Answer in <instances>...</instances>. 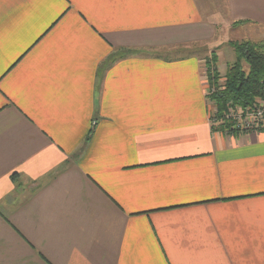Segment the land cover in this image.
<instances>
[{
  "label": "crops",
  "instance_id": "obj_1",
  "mask_svg": "<svg viewBox=\"0 0 264 264\" xmlns=\"http://www.w3.org/2000/svg\"><path fill=\"white\" fill-rule=\"evenodd\" d=\"M202 1L0 0V264H264V121L196 52L264 0Z\"/></svg>",
  "mask_w": 264,
  "mask_h": 264
},
{
  "label": "trees",
  "instance_id": "obj_2",
  "mask_svg": "<svg viewBox=\"0 0 264 264\" xmlns=\"http://www.w3.org/2000/svg\"><path fill=\"white\" fill-rule=\"evenodd\" d=\"M230 45L236 60L225 68L223 84L217 82L220 73H212L211 64L218 63L217 57L212 55L207 63L210 85L216 89L210 99L215 103L221 119L225 118L228 108L244 111L254 107L258 99H264V42L255 44L246 41ZM218 129L231 130V125L223 122Z\"/></svg>",
  "mask_w": 264,
  "mask_h": 264
},
{
  "label": "rangeland",
  "instance_id": "obj_3",
  "mask_svg": "<svg viewBox=\"0 0 264 264\" xmlns=\"http://www.w3.org/2000/svg\"><path fill=\"white\" fill-rule=\"evenodd\" d=\"M220 2L221 0H203L201 3L202 6L204 5H214L217 7H220ZM223 28L220 29V36H219V43L216 44V40H214V46L216 47H219L220 48V58H217L218 59V63L217 64H211L212 67V73L213 75L215 73H220V79L217 81L218 83H222L223 84V78H224V75L226 73V70H225V66H229L231 64H233L235 62V58H236V55L234 57V54H235V51L234 49L231 47V43H243V42H251V43H255V44H258L260 42H257L256 40H251V39H246L245 41H239L238 39H232V41H228L226 35L224 36L223 35ZM236 38H238V36H236ZM210 47V46H209ZM204 51L200 50V51H196L198 52V54L204 56V66L207 68L208 70V67H207V63L211 60V57L212 55L216 54V50L214 48H212L211 50L207 51L205 47H202ZM215 51V52H214ZM190 52V51H189ZM227 68V67H226ZM211 73V72H210ZM206 80L209 81V78H208V74L206 76ZM223 86V85H222ZM215 87L211 86L210 85V81H209V91L207 93V97L210 98L211 97V94H213L215 92ZM216 107V106H215ZM213 107L212 110H211V115H212V118L211 120H213V123L214 124H217L219 123L222 124L223 122H227L231 125V130H242V127H245V125L249 124L251 125V123L253 121H257L259 118H263L264 119V99H258L256 102H255V106L254 107H251L250 109H247V110H241V109H233V108H228L225 112V118L224 119H221L219 114H218V109L217 107L215 108ZM255 109H259V110H255ZM262 112V115L261 117H257V116H254L252 115L253 113L255 112ZM243 113V114H242ZM245 114V115H244ZM218 125V124H217ZM242 126V127H239V126ZM245 130V129H244ZM249 130V129H248Z\"/></svg>",
  "mask_w": 264,
  "mask_h": 264
},
{
  "label": "built area",
  "instance_id": "obj_4",
  "mask_svg": "<svg viewBox=\"0 0 264 264\" xmlns=\"http://www.w3.org/2000/svg\"><path fill=\"white\" fill-rule=\"evenodd\" d=\"M255 110H259V109H255ZM242 114H243V113H242ZM254 114H255V115H254ZM244 115H245V114H244ZM252 115L257 116V117H261V116H263V115H262V112H260V111L255 112V113H253ZM257 121H259L260 123H262V122L264 121V119H263V118H259ZM239 127H242V126L240 125ZM251 128H253V124H252V123H251V125H250V123H249V124L245 125V127H242V129H245V130H248V129H251Z\"/></svg>",
  "mask_w": 264,
  "mask_h": 264
}]
</instances>
